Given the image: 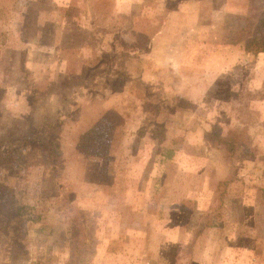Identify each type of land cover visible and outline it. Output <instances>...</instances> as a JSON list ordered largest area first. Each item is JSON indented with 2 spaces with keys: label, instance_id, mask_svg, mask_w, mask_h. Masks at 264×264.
<instances>
[{
  "label": "rangeland",
  "instance_id": "1",
  "mask_svg": "<svg viewBox=\"0 0 264 264\" xmlns=\"http://www.w3.org/2000/svg\"><path fill=\"white\" fill-rule=\"evenodd\" d=\"M0 264H264V0H0Z\"/></svg>",
  "mask_w": 264,
  "mask_h": 264
},
{
  "label": "trees",
  "instance_id": "2",
  "mask_svg": "<svg viewBox=\"0 0 264 264\" xmlns=\"http://www.w3.org/2000/svg\"><path fill=\"white\" fill-rule=\"evenodd\" d=\"M32 144L33 145H36V144L37 145L38 144L42 145V148L46 152L48 158L52 155V152H50L51 151V147L49 145V140L48 139L38 138L35 135H32L31 137H25L21 141H17L16 145H17L18 148L17 149H12V151H14L15 153H20L18 149H25V148H27L29 146L32 147L33 146ZM33 148H35V146ZM172 154H173V151L170 150V149H167V150H164V156L163 157L164 158H169V157H171Z\"/></svg>",
  "mask_w": 264,
  "mask_h": 264
}]
</instances>
